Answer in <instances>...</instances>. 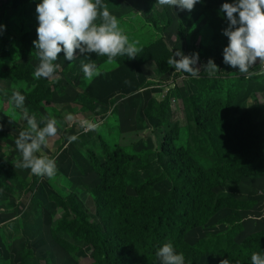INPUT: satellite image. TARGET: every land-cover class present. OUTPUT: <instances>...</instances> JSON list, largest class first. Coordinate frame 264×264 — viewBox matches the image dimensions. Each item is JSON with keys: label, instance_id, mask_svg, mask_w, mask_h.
Here are the masks:
<instances>
[{"label": "rangeland", "instance_id": "rangeland-1", "mask_svg": "<svg viewBox=\"0 0 264 264\" xmlns=\"http://www.w3.org/2000/svg\"><path fill=\"white\" fill-rule=\"evenodd\" d=\"M37 2L0 0L6 26L0 34V264H96L97 238L130 236L128 224L115 219V195L104 199L100 193L103 175L132 200L180 190L187 180L198 191L196 203L219 202L212 217L184 235L183 243L195 249L184 254L187 264H221L225 249L245 248L250 236L264 231V61L257 58L248 73L237 72L223 63L224 17L223 24L215 19L221 30H205L231 0H201L190 12L156 0H104L140 52L112 62L86 54L98 69L91 79L80 69L88 61L78 52L72 61L59 53L51 78L34 77ZM179 49L199 54L195 71L168 63ZM209 58L218 68L211 75L204 69ZM14 89L24 95L28 116L57 121L42 149L56 161L51 179L19 166L14 141L27 124L7 102ZM239 138L249 141L238 145ZM257 149L258 159L245 164ZM180 191L182 198L186 192ZM177 200L166 198L172 212L183 215Z\"/></svg>", "mask_w": 264, "mask_h": 264}, {"label": "clouds", "instance_id": "clouds-1", "mask_svg": "<svg viewBox=\"0 0 264 264\" xmlns=\"http://www.w3.org/2000/svg\"><path fill=\"white\" fill-rule=\"evenodd\" d=\"M156 3L190 12L201 0H156ZM219 11L227 21V26L222 29V35L227 38V45L222 49L223 63L241 74L248 73L257 58L264 61V0H231L230 3L223 2ZM35 12L37 38L32 44L39 61L33 73L36 78H51L55 74L59 67L55 62L61 52L67 61L74 59V52L84 55L88 62H82L80 69L86 79L98 74L97 65L86 54L103 55L112 62L122 55L131 60L140 52L137 41L129 39L104 0H38ZM5 27L0 24V34ZM198 59V53L185 55L179 49L173 52L168 63L177 70L193 72ZM204 69L210 75L218 72L211 58ZM24 101V95L15 89L7 101L26 117L27 130L20 131L14 141L21 155L19 166L29 169L33 175L51 179L57 172L56 161L42 149L48 138L56 134L57 121L28 116ZM66 118L71 120L73 117L69 114ZM82 125L89 129L95 127L87 120L82 121ZM155 255L159 264H185L184 254L176 250L171 240L162 243ZM250 259L251 264H264V250L251 253ZM221 264H229V261L223 260Z\"/></svg>", "mask_w": 264, "mask_h": 264}, {"label": "trees", "instance_id": "trees-1", "mask_svg": "<svg viewBox=\"0 0 264 264\" xmlns=\"http://www.w3.org/2000/svg\"><path fill=\"white\" fill-rule=\"evenodd\" d=\"M207 13L200 11L201 16H205ZM221 17H224V14L220 11H215L213 17L208 20L209 25L205 30L209 34H214V30H221L223 24ZM216 18L220 19L222 24L216 23ZM162 100L171 103V100L167 97ZM261 137L264 138V134ZM248 141L249 138H239L237 144L241 145L243 144L242 142ZM255 141H258V138H255ZM257 150L258 152L255 156H248L251 159L250 161H245V164H252L258 159L262 150ZM249 152L251 153V151ZM248 157L243 156V158ZM230 167L234 168L233 165H230ZM105 176H102L103 187L100 193L104 196V199L110 197L108 193H112L113 196L115 195L117 201L112 207L115 211V219L117 222L128 224L129 228L127 226V231L130 236L127 237L125 234L117 232L114 241H110L105 236L101 239L97 238L100 241V246L94 251L95 254L93 253L94 258H96V264H125V260H131L132 264H145L146 259H155L156 250L162 243L168 240L172 241L177 251L189 256L195 249L189 248V246L183 243L184 235L188 231L204 224L220 208L219 202L212 200L206 202L200 199L196 203L194 196L197 195L198 191H195L196 187L190 184L188 186L187 180L183 181L180 189L186 192V195L182 198H179L181 191L173 188L168 194L160 197H148L144 201L141 199L132 200L126 194L124 186L122 188L117 187L114 190L115 182L113 180L106 181ZM0 187L2 186L0 185ZM25 191H28V188ZM173 195L178 198L176 211L182 209L183 215L176 214L175 211L172 212L171 208L168 207L166 198L168 199ZM197 210L200 211L199 215H195ZM154 211L157 212L152 213ZM143 217L145 220L141 223ZM131 225H136L138 228H131ZM201 244L204 245V241ZM205 249L206 247L199 254L206 253ZM260 250H264V231L250 236L248 245L245 248L231 251L225 249L221 256L227 259L229 264H251V253L259 252ZM185 263L187 264V262Z\"/></svg>", "mask_w": 264, "mask_h": 264}]
</instances>
